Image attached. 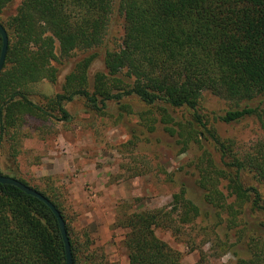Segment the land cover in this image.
Instances as JSON below:
<instances>
[{
	"label": "trees",
	"instance_id": "obj_1",
	"mask_svg": "<svg viewBox=\"0 0 264 264\" xmlns=\"http://www.w3.org/2000/svg\"><path fill=\"white\" fill-rule=\"evenodd\" d=\"M12 1L0 0V11ZM116 6L124 22L119 48L105 53V69L94 76L92 91L87 88L92 55L82 57L72 72L75 84L55 95L51 111L67 120L62 103L78 95L94 111L106 108L109 101L135 96L148 106H161L163 123L173 119L171 112H190L192 123L219 147L226 167L215 179L203 175L204 199L227 212L230 224L242 216L238 234L249 238L247 249L254 258L239 264H256L264 259V237L258 236L264 225L252 216L264 214V200L257 188L243 186L242 172H252L264 182V139L226 162V147L207 127L199 104L206 92L234 103L215 114L227 124L264 110V0H22L15 16L7 24L0 22L8 35L0 71V143L26 116H51L49 107L29 98L26 87L54 78L50 65L56 59L100 46ZM1 45L0 36V51ZM222 177L227 184L221 190ZM14 178L43 194L60 212L73 264H109L87 231L70 228L56 200ZM184 195L182 190L173 199L176 209L182 207L179 222L188 224L199 209ZM127 210L121 207L112 228L125 230L129 264H180L181 253L155 235L156 228H175L169 212ZM0 264H66L52 211L9 184H0Z\"/></svg>",
	"mask_w": 264,
	"mask_h": 264
},
{
	"label": "rangeland",
	"instance_id": "obj_2",
	"mask_svg": "<svg viewBox=\"0 0 264 264\" xmlns=\"http://www.w3.org/2000/svg\"><path fill=\"white\" fill-rule=\"evenodd\" d=\"M21 1L5 6L0 22L7 24ZM123 23L116 6L100 46L56 59L50 65L54 78L26 87L29 98L49 107L51 116H26L18 128L10 130L0 143L1 173L18 177L56 200L70 228L75 233L87 231L109 264L128 260L125 230L112 228L121 207H129L128 212H169L175 228H156L155 235L181 253L180 264H239L254 258L247 249L249 238L241 239L238 234L242 216L230 224L227 212L204 199L203 175L210 173L215 179L226 167L219 147L192 123L190 112H171L173 119L163 123L161 106H148L135 96L124 97L120 103L109 101L106 108L94 111L78 95L62 103L67 120L51 111L55 95L69 89L71 82L75 84L72 72L86 55H92L87 71V88L92 91L94 76L105 69V53L119 48ZM233 105L208 92L199 104L207 127L226 147V162L264 139V110L229 124L215 119L216 113ZM166 128H173L174 133ZM220 181L222 190L227 181L223 177ZM242 183L257 188L264 200V182L254 173L243 171ZM182 190L185 199L199 209L188 224L179 222L182 207L176 209L173 199ZM252 219L264 225V214H253ZM258 233L264 237V228ZM256 264H264V259H257Z\"/></svg>",
	"mask_w": 264,
	"mask_h": 264
},
{
	"label": "water",
	"instance_id": "obj_3",
	"mask_svg": "<svg viewBox=\"0 0 264 264\" xmlns=\"http://www.w3.org/2000/svg\"><path fill=\"white\" fill-rule=\"evenodd\" d=\"M0 36L2 39V45H1V51H0V71H1L3 68L4 62H5V58L7 54V46H8V35H7V32L4 26L1 23H0ZM0 184H9V185H13L17 187L19 190L23 191L25 194L33 196L41 200L52 211V213L57 219L58 227H59L61 237L63 240L66 264H73L70 243H69V239H68L66 229H65V223H64V220L60 212L57 210L54 204L48 198H46L43 194H41L34 188L24 184L23 182H21L20 180L12 176L0 174Z\"/></svg>",
	"mask_w": 264,
	"mask_h": 264
},
{
	"label": "crops",
	"instance_id": "obj_4",
	"mask_svg": "<svg viewBox=\"0 0 264 264\" xmlns=\"http://www.w3.org/2000/svg\"><path fill=\"white\" fill-rule=\"evenodd\" d=\"M124 264H129L128 260L126 262H124Z\"/></svg>",
	"mask_w": 264,
	"mask_h": 264
}]
</instances>
